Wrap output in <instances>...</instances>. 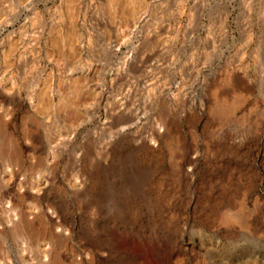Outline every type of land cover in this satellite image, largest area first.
Segmentation results:
<instances>
[{
	"label": "rangeland",
	"instance_id": "rangeland-1",
	"mask_svg": "<svg viewBox=\"0 0 264 264\" xmlns=\"http://www.w3.org/2000/svg\"><path fill=\"white\" fill-rule=\"evenodd\" d=\"M0 264H264V0H0Z\"/></svg>",
	"mask_w": 264,
	"mask_h": 264
},
{
	"label": "bare ground",
	"instance_id": "bare-ground-1",
	"mask_svg": "<svg viewBox=\"0 0 264 264\" xmlns=\"http://www.w3.org/2000/svg\"><path fill=\"white\" fill-rule=\"evenodd\" d=\"M10 213V212H9ZM7 216V215H6Z\"/></svg>",
	"mask_w": 264,
	"mask_h": 264
}]
</instances>
